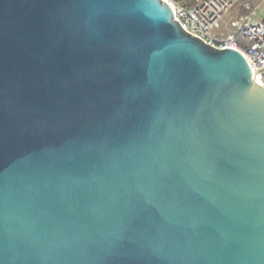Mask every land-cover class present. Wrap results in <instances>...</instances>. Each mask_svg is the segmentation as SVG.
<instances>
[{
  "label": "water",
  "instance_id": "1",
  "mask_svg": "<svg viewBox=\"0 0 264 264\" xmlns=\"http://www.w3.org/2000/svg\"><path fill=\"white\" fill-rule=\"evenodd\" d=\"M0 264H264V87L163 0H0Z\"/></svg>",
  "mask_w": 264,
  "mask_h": 264
},
{
  "label": "built area",
  "instance_id": "2",
  "mask_svg": "<svg viewBox=\"0 0 264 264\" xmlns=\"http://www.w3.org/2000/svg\"><path fill=\"white\" fill-rule=\"evenodd\" d=\"M174 20L187 33L217 49H233L245 58L255 80L264 87V18L255 21L256 7L243 3L248 13L229 21L225 32L217 33V24L241 0H163ZM264 4V0H262Z\"/></svg>",
  "mask_w": 264,
  "mask_h": 264
},
{
  "label": "rangeland",
  "instance_id": "3",
  "mask_svg": "<svg viewBox=\"0 0 264 264\" xmlns=\"http://www.w3.org/2000/svg\"><path fill=\"white\" fill-rule=\"evenodd\" d=\"M253 6L256 7V16L253 18L255 21H260L264 18V4L262 0H251ZM246 0H241L240 2L236 3L234 7L230 10V12L224 16V18L217 24L215 28V32H225L228 28L229 21L238 15H245L248 13V10L245 9L243 3Z\"/></svg>",
  "mask_w": 264,
  "mask_h": 264
}]
</instances>
